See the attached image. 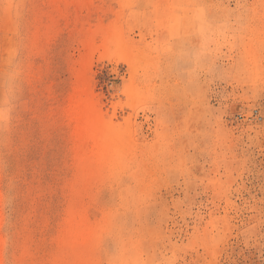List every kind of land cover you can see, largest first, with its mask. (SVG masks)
<instances>
[{
  "label": "rangeland",
  "instance_id": "374dc122",
  "mask_svg": "<svg viewBox=\"0 0 264 264\" xmlns=\"http://www.w3.org/2000/svg\"><path fill=\"white\" fill-rule=\"evenodd\" d=\"M0 264H264V0H0Z\"/></svg>",
  "mask_w": 264,
  "mask_h": 264
},
{
  "label": "bare ground",
  "instance_id": "6f19581e",
  "mask_svg": "<svg viewBox=\"0 0 264 264\" xmlns=\"http://www.w3.org/2000/svg\"><path fill=\"white\" fill-rule=\"evenodd\" d=\"M108 123L98 111L91 107L76 119L75 128L78 134L90 140L92 148L105 151L113 149V146L117 145L119 138L116 128Z\"/></svg>",
  "mask_w": 264,
  "mask_h": 264
}]
</instances>
